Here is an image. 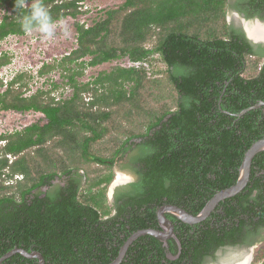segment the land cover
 I'll return each mask as SVG.
<instances>
[{
    "label": "trees",
    "instance_id": "trees-1",
    "mask_svg": "<svg viewBox=\"0 0 264 264\" xmlns=\"http://www.w3.org/2000/svg\"><path fill=\"white\" fill-rule=\"evenodd\" d=\"M85 1L42 0L54 20L77 18ZM246 1L249 18L264 14V0ZM3 9L10 14L0 20V42L24 36L22 16L29 9L0 0ZM228 9V0H125L92 26L77 25V47L57 65L73 90L70 98L52 97L57 86L25 96L26 74L8 83L0 111H34L47 122L0 135V259L20 248L38 251L46 264H111L134 233L159 229L161 207L196 216L236 184L246 153L264 139V106L253 108L264 102V49L255 51L228 23ZM157 54L164 79H151L145 67H118L77 82L86 67L121 58L150 65ZM10 62L0 55V67ZM54 68L45 65L39 74ZM148 85L164 103L141 131L128 130L130 111L144 114L140 101ZM120 129L122 137L114 136ZM115 170L135 181L117 188L110 203ZM167 216L177 224L180 247L174 239L166 246L142 236L121 264H205L220 248L247 239L246 232L259 238L264 151L253 159L247 187L205 221L189 225ZM1 264L39 263L17 253Z\"/></svg>",
    "mask_w": 264,
    "mask_h": 264
},
{
    "label": "rangeland",
    "instance_id": "rangeland-1",
    "mask_svg": "<svg viewBox=\"0 0 264 264\" xmlns=\"http://www.w3.org/2000/svg\"><path fill=\"white\" fill-rule=\"evenodd\" d=\"M124 2L125 0H86L83 4L84 12L82 14L77 18L69 17L64 19L69 32L67 37L64 36L63 30L59 27L56 30L55 37L50 40L39 32H33L31 34L26 33L24 36H9L0 42V55L7 54L11 58V62L7 66L0 67L1 82L7 85L17 75L26 74L23 79V83L28 88V90L24 92L25 96L29 97L38 91H50L57 86L58 88L53 91L52 97L56 100L70 98L73 90L67 83L68 80L63 77V68L57 67V65H59L64 56L68 55L77 47V25L84 24L86 26H92L96 22L105 19L107 11L117 10ZM6 14H10V12L4 9L0 10V20H2L3 16ZM227 21L228 23H233L231 15L227 18ZM89 60L90 59L87 58L84 61ZM129 63L130 61L128 58H121L97 67H86L83 76L77 77V82L79 84L93 82L101 73L111 72L118 67L126 68L129 66ZM45 65H54L55 68L45 75H40V70ZM70 67L75 68L76 66L70 65ZM149 67L150 69L147 75L151 79H164L166 77V66L163 64L160 55L157 54L154 56V62L150 64ZM131 87L132 85L128 84L126 89L129 90ZM6 89L7 88L4 86L2 88L0 87V94L4 93ZM146 92L147 94L143 93L141 96L142 102L140 101L141 111H143L144 114L135 116L136 110L130 111V116H127V120L130 121L131 124L126 126L128 130L141 131V125L143 123H148L152 113L157 111V109H159L158 107L164 103L162 101L159 103L156 100L157 95L155 94H157V90L154 87L150 89V85H148ZM126 113H128V108L125 107L120 117ZM46 122L47 120L43 114L34 111L26 113H19L12 110L0 111V135L22 131L32 124L38 123L44 125ZM123 130L125 129L117 130L113 132V135L119 137L120 134L123 133ZM104 146L105 143L100 144L101 148ZM100 154L109 155L104 152ZM94 168H96L95 165L90 166V170ZM120 174L124 175L125 180L127 179L123 172L115 170L114 180L107 189V198L108 201L110 200V203H112L113 199L112 185ZM254 256V264H264V245H260L259 248L256 249Z\"/></svg>",
    "mask_w": 264,
    "mask_h": 264
},
{
    "label": "water",
    "instance_id": "water-1",
    "mask_svg": "<svg viewBox=\"0 0 264 264\" xmlns=\"http://www.w3.org/2000/svg\"><path fill=\"white\" fill-rule=\"evenodd\" d=\"M246 25H249V23L245 24V30H246L245 34H246L247 38L250 41L255 42V43L260 42L259 40L250 37V35L247 32ZM261 106H264V102L257 104L253 108H259ZM248 110H250V109H248ZM245 112L246 111H244L243 113H245ZM263 151H264V139L259 140L258 142L253 144L251 146V148L248 150V152L246 153L244 160H243V163L239 169V177H238L236 184L234 186L226 189V190H223V191H220L219 193H217L206 204L204 209L198 215L194 216V215L188 213L185 209L180 208V207L175 206V205H165V206L161 207L157 212V218H158V223L160 225V229H145V230H140V231L134 233L126 241L124 246L121 248L119 256L117 257V259L114 262H112L111 264H121L124 257L127 254V251L129 249L130 245L135 240H137L139 237H142V236H146V235L153 236L156 239H158L159 241H161L162 243H164L165 245H167V241L170 238H174L179 243L178 238L175 234V226H174L173 222L167 218L166 214H171V215L175 216L179 221L186 223V224H189V225H195V224H199V223L205 221L211 215V213L216 209V207L219 205V203L221 201L238 195L247 187L249 180H250L251 166H252L253 159L258 153L263 152ZM130 180H132L131 177H129L128 179H126L123 182H119V183L114 182L112 185V195H113L114 189L117 186L124 184ZM17 253H20L21 255H23L26 258L37 259L39 264H46L45 259L41 253H39V252H31L30 253V252H27L26 250L20 249V248L14 249L13 251L4 255L0 259V264L4 260L8 259L9 257H11Z\"/></svg>",
    "mask_w": 264,
    "mask_h": 264
},
{
    "label": "flooded vegetation",
    "instance_id": "flooded-vegetation-1",
    "mask_svg": "<svg viewBox=\"0 0 264 264\" xmlns=\"http://www.w3.org/2000/svg\"><path fill=\"white\" fill-rule=\"evenodd\" d=\"M228 3L230 5V9H228L227 18H229V16L231 15L232 22H233V23H229V24L231 26H233L234 28L242 30L244 33H246L245 32L246 31L245 30V24L249 23V25H246V29H247L248 34L250 35V37L257 39L260 42L255 43V42H252L250 40L249 41L254 45L255 51H258L260 53V49L261 50L264 49V35L260 34V32L257 34L256 31L264 32V14L260 15V13L259 14L255 13V15L253 17L249 18L247 16V12H248V9L251 10V5L250 4L247 5L248 1H246V0H228ZM123 173L125 175H127L126 176L127 179H128V177H131L132 180H130L124 184H121L114 189V192L112 195V198H113L112 203L115 202V193H116L117 188L122 187V186H127L130 183H133L135 181L133 175L126 173V172H123ZM123 181H125L124 175L120 174V176L118 177V179L115 182L119 183V182H123ZM167 215H169V214H166V216ZM167 218H168V216H167ZM173 224L176 228L177 224H175L174 222H173ZM158 225H159V223H158ZM159 229H160V225H159ZM246 236H247V239H243L242 241H240L236 245L224 246V247L220 248L217 252H215V256L213 257V259L209 258L205 264H231V263L232 264H240V263L241 264H254V262H255L254 261L255 260L254 254L256 252V249L259 248L260 245H264V232H262V234L259 238L258 237L249 238L247 232H246ZM170 239H174V238H170ZM168 241H167L166 246H168ZM178 245L180 247L179 243H178ZM32 252H38V251H32Z\"/></svg>",
    "mask_w": 264,
    "mask_h": 264
},
{
    "label": "clouds",
    "instance_id": "clouds-1",
    "mask_svg": "<svg viewBox=\"0 0 264 264\" xmlns=\"http://www.w3.org/2000/svg\"><path fill=\"white\" fill-rule=\"evenodd\" d=\"M16 7L20 9H29V11L22 16L21 27L25 33L31 34L33 32H39L50 40L55 37L56 30L59 27L63 30L65 37L69 35L65 21L63 19L54 20L42 0H31V4L28 3V0H16ZM1 81L2 80H0V82ZM7 85L4 86L6 87Z\"/></svg>",
    "mask_w": 264,
    "mask_h": 264
},
{
    "label": "built area",
    "instance_id": "built-area-1",
    "mask_svg": "<svg viewBox=\"0 0 264 264\" xmlns=\"http://www.w3.org/2000/svg\"><path fill=\"white\" fill-rule=\"evenodd\" d=\"M129 67H135V68L145 67V69H147V70L150 69V67L147 63H140V62H136V63L130 62L128 68Z\"/></svg>",
    "mask_w": 264,
    "mask_h": 264
},
{
    "label": "bare ground",
    "instance_id": "bare-ground-1",
    "mask_svg": "<svg viewBox=\"0 0 264 264\" xmlns=\"http://www.w3.org/2000/svg\"><path fill=\"white\" fill-rule=\"evenodd\" d=\"M254 32V31H253ZM260 32V34L264 35V32L261 31H256V33L258 34ZM232 264V263H231ZM241 264V263H240Z\"/></svg>",
    "mask_w": 264,
    "mask_h": 264
}]
</instances>
